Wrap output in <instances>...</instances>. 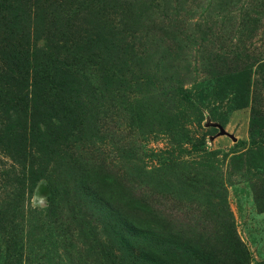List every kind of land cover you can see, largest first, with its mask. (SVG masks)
<instances>
[{"label": "rangeland", "instance_id": "1", "mask_svg": "<svg viewBox=\"0 0 264 264\" xmlns=\"http://www.w3.org/2000/svg\"><path fill=\"white\" fill-rule=\"evenodd\" d=\"M0 264H264V0H0Z\"/></svg>", "mask_w": 264, "mask_h": 264}, {"label": "trees", "instance_id": "2", "mask_svg": "<svg viewBox=\"0 0 264 264\" xmlns=\"http://www.w3.org/2000/svg\"><path fill=\"white\" fill-rule=\"evenodd\" d=\"M167 219H168V218H167ZM169 225H171L169 222H166V223H165V226H166V227H168ZM156 231H157V230H156ZM156 231H155V232H156ZM180 231H181V230H180ZM171 232H172V233H175L174 231H169V233H171ZM178 232H179V231H178ZM157 237H158V236H157Z\"/></svg>", "mask_w": 264, "mask_h": 264}]
</instances>
